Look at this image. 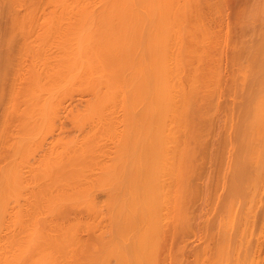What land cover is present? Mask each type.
Instances as JSON below:
<instances>
[{"label":"bare ground","instance_id":"6f19581e","mask_svg":"<svg viewBox=\"0 0 264 264\" xmlns=\"http://www.w3.org/2000/svg\"><path fill=\"white\" fill-rule=\"evenodd\" d=\"M244 1L230 47L200 0H0V264H264V0ZM66 110L78 133L52 136Z\"/></svg>","mask_w":264,"mask_h":264},{"label":"rangeland","instance_id":"374dc122","mask_svg":"<svg viewBox=\"0 0 264 264\" xmlns=\"http://www.w3.org/2000/svg\"><path fill=\"white\" fill-rule=\"evenodd\" d=\"M210 1V2H209ZM245 1L244 0H207V1H205V0H200V5L199 6H201L200 7V9H201V11L202 12H204V13H202L201 14V17L203 18V20L205 19V21H203L204 23H206V27H208L209 29L211 28V29H213V31H215L216 32V29L214 30V26H218L219 25V23H220V25H219V27H221L224 31V35H225V39L227 40H225L226 42H227V45L228 46H230L231 47V45L233 44V43H231V39H232V42H234V43H238L239 44V42H240V40H242L241 38H243L244 39V37L242 36V37H240L241 35H244L245 33H243V34H241L242 33V31L240 30V26H239V24L237 23V21L239 20V15H240V11H241V9L243 8V3H244ZM219 5V6H218ZM243 5V6H242ZM214 6H215V8L218 6V8H216V9H219V15L218 16H215L214 14H213V10L215 9L214 8ZM209 7H210V9H209ZM212 8H214L213 10H212ZM3 9L4 10H2V9H0L1 11H3V14H4V12H7V11H5V10H8L7 8H4L3 7ZM238 9V10H237ZM211 13H210V12ZM216 12V11H215ZM238 13V14H237ZM215 14H217V13H215ZM2 15V14H1ZM8 15H9V13H8ZM206 15V16H205ZM7 17V14L5 13V15L3 16V17ZM207 17V18H206ZM218 17V18H217ZM1 19V18H0ZM2 20V19H1ZM218 20V21H217ZM220 20L222 21V23L220 22ZM233 21H235V22H233ZM208 24V25H207ZM228 24H230L232 27H233V30L234 31H232V34H229L228 32H227V30H228ZM0 25L1 26H3L2 28H8V25H9V20H7V18H3V20L2 21H0ZM225 25V26H224ZM224 26V27H223ZM219 27H217L218 29H219ZM237 28V30H236V28ZM1 28V27H0ZM216 28V27H215ZM235 28V29H234ZM5 30V29H4ZM0 31L2 32V30L0 29ZM6 31H7V29H6ZM239 31H241V33L239 32ZM0 32V33H1ZM5 32V31H4ZM239 34H241V35H239ZM238 35V36H237ZM227 36V37H226ZM231 36V37H230ZM232 37H234V38H232ZM237 37V38H236ZM238 37H239V40H238ZM246 38H248V37H246ZM246 38H245V40H246ZM224 41V42H225ZM228 41H230V42H228ZM226 42L224 43V44H222L223 46H221V48H220V50H219V68H220V70H221V76H222V80H221V83H220V89L219 90H217V94H219V95H215V97H214V99L216 98V96H218V98H216V101H215V104H216V107H217V109H216V111L214 110L213 112H214V115H213V119H212V128H211V133H210V135L211 134H213V135H211L210 137H209V141H210V145L208 144L207 145V147L209 146V148H207L206 147V153H209V151L211 150V147L213 148L212 150L214 151H212L214 154H212L211 153V151H210V156L211 155H213V156H211V158L213 159H211V161H208V160H210V159H206V161H205V163H204V167H203V172H202V174H201V176L202 175H204V176H202V181L200 182V184L202 185L203 183L205 184V188H206V190L204 191V184H203V188H202V192H203V195L204 194H207L206 192H207V190H208V188H209V184H208V182H212V180H213V182H215V177H216V174L218 173V171H219V168H220V163H219V161H217L216 159H214V157H216L217 158V156L215 155L216 153H217V150L219 151L222 147V143L221 144H217V145H219L217 148L215 147L216 145H212V142L215 140V139H217V141H220L221 140V136H223V132H224V128L223 127H221L220 128V125H222L221 123H222V117H223V115L222 114H224V115H226L227 113H228V111H227V108H228V106H229V104L231 103V97L229 96L230 94H229V92H228V90H229V84H230V79H229V75H230V68H231V65H230V63H229V58H228V56H230V48H228V46L226 45ZM226 45V47H224ZM224 48V49H223ZM227 51V52H226ZM230 51V52H229ZM226 54V55H225ZM227 54H228V56H227ZM226 56V57H225ZM225 58V59H224ZM221 59H223V60H221ZM221 60V61H220ZM226 62V63H225ZM222 63V64H221ZM224 63V64H223ZM228 63H229V65L230 66H228ZM226 64V65H225ZM228 70V71H227ZM224 71H225V73H224ZM227 72V73H226ZM225 74H227V75H225ZM227 76V77H226ZM224 80V81H223ZM226 84V85H225ZM222 85V86H221ZM249 85H247L246 86V90H244V93L243 94H238V95H236V97H235V101L236 102H239V101H243V103H247L248 102V100L250 99V97H251V93H250V90H249V87H248ZM222 87V88H221ZM224 89V90H223ZM219 91V92H218ZM226 91V92H225ZM238 93V92H237ZM78 95V96H77ZM83 95H85L84 96V98H85V100H83L84 98H83ZM87 93H82V94H75L74 93V95H73V97L71 98V101L68 103V99L64 102V104L66 103V105H65V107L66 106H70L71 107V109H73L72 111L74 112L77 108L79 109V108H82L83 106H84V102L86 101V99H88L89 98V96L90 95H88ZM76 97V98H75ZM87 97V98H86ZM242 97V98H241ZM262 97V96H261ZM228 98V99H227ZM70 99V98H69ZM81 99V100H80ZM222 99V100H221ZM82 101V102H81ZM225 101V102H224ZM67 103H68V105H67ZM83 103V104H82ZM227 103V104H226ZM229 103V104H228ZM237 104V103H236ZM79 105H82V106H79ZM69 106H68V108H69ZM227 106V107H226ZM225 109V110H224ZM227 112V113H226ZM63 114H60L59 115V118H60V120L58 119L56 122V125H57V128H55V130L54 129H52L51 131H53L52 132V134H54V135H52V136H57L59 133H63V131H64V134L66 133L67 135H72V134H77L78 132L76 131V129L74 128V126L71 124L72 122H71V117H72V112H69V111H65V113L64 112H62ZM71 113V114H70ZM66 115V116H65ZM122 116V114H119L118 113V116ZM217 117H216V116ZM68 116V117H67ZM220 118V119H219ZM64 119V120H63ZM216 119V120H215ZM218 119V120H217ZM224 119V118H223ZM220 120V121H219ZM68 123H67V122ZM66 122V123H65ZM221 122V123H220ZM217 124H218V127H217ZM214 125H215V127H214ZM61 127V128H58V127ZM63 127V128H62ZM71 127V128H70ZM216 128V129H215ZM222 128H223V132H222ZM58 129H60V131L61 132H59V130ZM74 129H75V132H74ZM212 129H214V130H212ZM220 131H219V130ZM216 130L218 131V132H216ZM51 131H50V133H51ZM214 131V132H213ZM213 132V133H212ZM216 132V133H215ZM221 132H222V135H221ZM56 133V134H55ZM217 135V137L216 138H214L216 135ZM48 137H50V136H48ZM111 137H114V136H111ZM110 137V138H111ZM212 137V138H211ZM219 137H220V140H219ZM213 138H214V140H213ZM48 140H49V138H47ZM211 140H212V142H211ZM216 141V140H215ZM215 141L213 142L214 144H216V143H218L217 141H216V143H215ZM111 142H113L114 144H115V141H113L112 139H111ZM110 142V139H109V141L106 143V144H110L111 146H112V148H110V149H114V147H113V143H111ZM261 142V141H260ZM209 143V142H208ZM220 143V142H219ZM108 144V146L110 147V145ZM258 143L256 142L255 143V145H257ZM264 144V143H263ZM260 145L262 148H263V146L264 145ZM215 147V148H214ZM257 147H259V146H257ZM260 147V148H261ZM219 148V149H218ZM208 149V150H207ZM228 149V148H227ZM226 149V150H227ZM37 153L39 152L38 151V149H37V151H36ZM261 152V151H260ZM259 152V153H260ZM234 153V152H233ZM258 152H256V154H255V156L256 157H258V154H257ZM263 154H264V151H263ZM37 155V154H36ZM208 155V154H207ZM260 155L262 156V154L260 153ZM260 156V157H261ZM263 157H264V155H263ZM261 159H262V157H261ZM216 160V161H215ZM263 160V159H262ZM214 163H216V164H213V162ZM210 164H209V163ZM207 163H208V165H207ZM213 165V166H212ZM219 167L218 169L217 168H214L213 169V167ZM208 166H212V167H210V168H208ZM212 168V169H211ZM208 169H210V171L208 170ZM208 170V171H207ZM215 170H217V171H215ZM223 170H224V168L222 169L221 168V174H222V176H224V173H225V176L227 177L228 176V173L227 172H223ZM212 171H214V172H212ZM213 173V174H212ZM207 175V177H206V175ZM209 176H213L214 177V179H211V181H208L207 182V179L209 178ZM204 177V178H203ZM192 178H193V180L191 179V181H190V183L191 182H193V183H196V176H192ZM195 179V180H194ZM206 179V180H205ZM204 181H206V182H204ZM208 184V185H207ZM215 184V183H214ZM207 186V187H206ZM221 187L222 186H220V188H219V192H220V194L222 195V192H224V194L222 195L223 197H225V195H226V192L227 191H222V190H226L225 188H223L222 187V189H221ZM227 187V186H226ZM261 191H262V193H261ZM261 191H260V193H259V196L261 197V200H260V198L259 199H257V198H255L256 199V202H255V199H253V198H251L250 197V199H253V201L252 200H250V203L251 204H254L253 206H252V208H253V210L251 211V212H254V208L256 207V209L255 210H257V211H255V213H256V215H260L261 213H263L264 212V190H262L261 189ZM98 193V192H97ZM97 193H96V196H98V198H97V200H99L100 202H103L102 200H104L105 198H106V194L105 193H102L101 191H100V193H98L99 195H97ZM101 195V196H100ZM105 195V196H104ZM258 196V197H259ZM260 200L261 202H260V206H259V208L261 207V209H257V205H258V201ZM20 201H22L21 203H23V199H20ZM247 200H244V203L242 202L241 204L244 206V205H246L245 203H247V202H249V198H248V201L246 202ZM104 202H105V200H104ZM103 202V203H104ZM257 203V205H255ZM241 204H239V207L240 206H242ZM251 204H248V205H246V206H250L251 207ZM239 207L237 208L239 211H241V213L240 214H242V212H243V210H242V207H241V209H239ZM249 207V208H250ZM245 207H243V209H244ZM249 210V209H248ZM248 210H247V212H248ZM250 210H251V208H250ZM249 210V211H250ZM245 212V211H244ZM243 212V213H244ZM255 213H253V214H255ZM240 214H239V216H240ZM252 213H250V216H252L251 215ZM244 215V214H243ZM238 216V217H239ZM237 217V218H238ZM104 218V217H103ZM102 218V222L104 221V219ZM251 218V217H250ZM106 221H107V219L105 220V223H106ZM240 221V218H239V220L237 219L236 221L234 220L233 221V223H237V225H239L238 224V222ZM257 221V220H256ZM104 223V222H103ZM259 223V224H258ZM258 223L256 222V224H258V225H261V223H260V221H258ZM237 225L235 224V226L237 227ZM261 226H263V225H261ZM259 227V226H257V228H255V230H257V232L258 231H260V232H262L263 234H264V230L262 231V228L264 227ZM258 228H259V230H258ZM264 229V228H263ZM256 231H255V233H257ZM258 234V233H257ZM257 234H254V236H257ZM260 234V233H259ZM262 235V234H261ZM254 239H255V237H253ZM175 241V240H174ZM197 241V240H196ZM195 242V241H194ZM194 242H190V244L191 243H193L194 245L196 244V242L194 243ZM172 245H171V250H173V252L175 251V249H176V241L175 242H173L172 241V243H171ZM193 244H191V246H194ZM188 245H189V243H188ZM189 247H190V245H189ZM263 255H264V253H263ZM108 260V259H107ZM110 263V262H109Z\"/></svg>","mask_w":264,"mask_h":264}]
</instances>
